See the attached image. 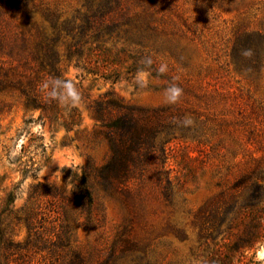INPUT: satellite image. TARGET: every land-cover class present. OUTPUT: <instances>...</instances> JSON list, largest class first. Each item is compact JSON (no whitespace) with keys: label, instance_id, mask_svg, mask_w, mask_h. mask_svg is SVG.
Segmentation results:
<instances>
[{"label":"rangeland","instance_id":"obj_1","mask_svg":"<svg viewBox=\"0 0 264 264\" xmlns=\"http://www.w3.org/2000/svg\"><path fill=\"white\" fill-rule=\"evenodd\" d=\"M35 2L71 14L85 0ZM122 3L131 14H137L138 23L145 29V43L131 44L129 49L148 55L156 69L166 64L164 77L152 76L144 70L113 83L85 74L73 63H64L63 76L80 93V101L74 106L80 113V122L70 129L54 119L52 113L39 117V110L25 108L17 94H0V199L12 190L16 195L15 208L36 207L41 229L48 234L58 230L66 233L70 248L81 252L91 263L104 259L113 245L119 250L118 236L125 227L127 235L151 240L152 260L160 264L185 261L197 244L196 229L191 224L194 216L241 172L257 163L264 167V0H122ZM105 45L109 47L110 43ZM121 56L125 61L116 67L124 70L131 60ZM173 84L183 92L176 104H167L165 92ZM107 91H113L124 104L165 108L168 115L179 114L183 120L190 116L194 121L190 126L183 125V134L176 129L175 137L168 142L163 137L162 151L153 157V166L161 170V178L166 174L182 183L174 195L173 206L167 205L150 183L141 189L136 204L142 216L132 222V209L122 194L105 195L94 179L95 171L108 160L110 152L106 128L92 117L88 104ZM59 108L66 114L71 107L60 104ZM37 126L38 130L33 132ZM21 138L24 139L21 155L9 159L10 151ZM45 140L49 142L47 145ZM56 152L75 154L84 161L76 171L63 169L59 185L54 172L57 165L51 164L49 158ZM32 162L38 171L25 196L23 183L29 175L23 176L20 168ZM46 165H50L48 172L37 182L39 169ZM81 174H85L93 189L90 213L87 200L78 189ZM37 183L55 188L57 193H39L28 199ZM68 184L74 185L70 195ZM170 220L184 228L186 241L165 234ZM16 232V240L23 241L26 228L20 226ZM26 256L32 264L68 261L65 254L56 259L47 251L29 250ZM118 264H127V260L121 259Z\"/></svg>","mask_w":264,"mask_h":264},{"label":"trees","instance_id":"obj_2","mask_svg":"<svg viewBox=\"0 0 264 264\" xmlns=\"http://www.w3.org/2000/svg\"><path fill=\"white\" fill-rule=\"evenodd\" d=\"M145 39L137 14H131L122 0H85L71 14L35 0H0V94L15 93L25 108L39 110V117L52 113L70 129L80 122L77 108L61 113L60 103L48 98L41 85L53 79L67 80L62 74L64 63H73L85 74L113 83L144 70L164 77L153 64L145 62L148 55L129 49L131 44L145 43ZM121 54L131 60L124 70L116 67L125 61ZM88 108L106 128L110 155L94 173L103 193L109 197L122 194L132 209L131 222L142 216L136 204L141 189L150 183L164 202L173 206L182 183L166 174L161 178V170L153 166V157L162 151L163 137L168 142L175 137L176 129L184 133L183 118L166 114L165 108L124 104L113 91L91 101ZM20 170L23 176L36 178L38 168L32 162L23 164ZM188 172L193 173L192 169ZM77 181L90 213L94 202L92 186L85 174ZM39 193L57 192L37 183L28 199ZM15 200L12 190L0 199V264H32L26 258L29 250L47 251L56 259L65 254L67 264H118L121 259L127 264H160L150 258L151 240L125 234L127 227L118 236L119 250L113 245L104 259L91 263L70 248L66 233L58 230L48 234L41 229L36 207L17 209ZM191 224L196 229L197 244L190 249V258L166 264H259L254 257L256 249L264 245V167L257 163L241 172L194 216ZM20 226L27 230L23 241L15 238ZM165 234L181 242L188 239L184 228L173 220L167 222Z\"/></svg>","mask_w":264,"mask_h":264},{"label":"clouds","instance_id":"obj_3","mask_svg":"<svg viewBox=\"0 0 264 264\" xmlns=\"http://www.w3.org/2000/svg\"><path fill=\"white\" fill-rule=\"evenodd\" d=\"M245 55H249V52H245ZM148 65H151L153 63L152 59L149 57L145 61ZM167 70L166 64H161L158 71L163 73ZM42 90L46 91V96L48 98L57 100L62 106L67 107H74L76 106L80 101V93L73 84L71 80H61V79H53L50 81H46L41 85ZM182 88L178 87L177 85L173 84L170 87L166 89L165 92V103L167 104H176L181 95H182ZM194 123L193 119L188 116L183 121L182 124L184 126H190ZM37 126L36 128H33L32 131L36 132L38 130ZM24 143V139L21 138V140L12 148V150L9 153V159L15 160L16 157L20 156V148L22 144ZM49 142L45 140V144L47 145ZM52 161L51 164L55 163L57 165V169L55 172L56 178H57V184H61V176H62V170L65 168H69L73 171H76L81 168L84 161L81 159L78 155L75 154H63L60 152L52 153L49 157ZM50 164V165H51ZM46 165L44 167H41L38 172V181L40 182L42 178L45 176V174L48 172L49 166ZM33 183L32 177L29 176L24 180L23 183V190L25 196L27 195V190L30 187V185ZM74 185L68 184V195H70L71 190L73 189ZM255 259L259 264H264V246H260L259 250L255 253Z\"/></svg>","mask_w":264,"mask_h":264}]
</instances>
